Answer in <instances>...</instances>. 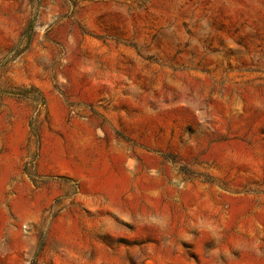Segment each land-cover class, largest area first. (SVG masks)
<instances>
[{
	"label": "rangeland",
	"instance_id": "1",
	"mask_svg": "<svg viewBox=\"0 0 264 264\" xmlns=\"http://www.w3.org/2000/svg\"><path fill=\"white\" fill-rule=\"evenodd\" d=\"M0 264H264V0H0Z\"/></svg>",
	"mask_w": 264,
	"mask_h": 264
},
{
	"label": "trees",
	"instance_id": "2",
	"mask_svg": "<svg viewBox=\"0 0 264 264\" xmlns=\"http://www.w3.org/2000/svg\"><path fill=\"white\" fill-rule=\"evenodd\" d=\"M31 31H32V27L30 26L29 29H28V32L31 33Z\"/></svg>",
	"mask_w": 264,
	"mask_h": 264
}]
</instances>
